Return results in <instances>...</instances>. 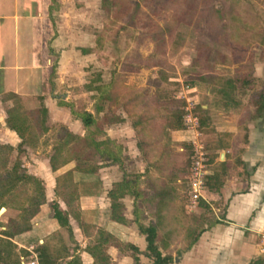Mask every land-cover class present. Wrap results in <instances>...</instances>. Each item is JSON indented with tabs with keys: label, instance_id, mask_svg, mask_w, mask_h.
Wrapping results in <instances>:
<instances>
[{
	"label": "rangeland",
	"instance_id": "rangeland-1",
	"mask_svg": "<svg viewBox=\"0 0 264 264\" xmlns=\"http://www.w3.org/2000/svg\"><path fill=\"white\" fill-rule=\"evenodd\" d=\"M100 1L44 2L50 5V9L46 21L38 24L40 52L50 55L54 68L55 49L46 48L53 37L59 34L65 49L82 45L83 64L75 72L73 82L67 79L72 85L63 84L60 90H71L72 95H77L70 101L77 111L90 109L91 102H94L95 91L90 94L85 89L93 74H99L96 83L108 84V91L120 97L115 112L118 109L122 113L119 108L127 103L131 113L126 117L129 123L114 126L118 139L126 145L130 143V150L136 151L137 148L140 153L150 156L141 161L148 166V171L141 178L140 186L145 196L153 200L150 198L141 203L139 222L154 223L159 245L174 256L202 225H208L207 221L224 217V198L217 193L225 176H235L238 170L233 158L227 161V165L217 167L211 162L220 146L231 149L228 155L233 157V149L237 146L227 135L234 133L241 115L243 118L250 115V105L256 95L264 94V0H115L108 12L101 7ZM230 80L234 82L231 88L227 86ZM223 89L227 92L228 104L237 101V107L226 112L209 108L203 111L200 104H212L214 100L220 103V98L224 99ZM186 105L192 107L191 111L198 120V135L184 130L171 136L169 129H165V119L176 110L181 111L182 121ZM246 109V113L241 112ZM32 114L18 104L14 110L6 112V118L11 115L23 117L29 127ZM139 117L145 119L137 124L136 121L141 120L137 119ZM229 127L232 132H226ZM58 129V126L51 128L41 143L33 149H22L18 155L15 150L2 151L0 165L5 158V167L16 166L17 173L41 170L57 139L55 133L56 130L59 132ZM178 136L180 140H177ZM192 139L203 145L208 157L212 155L210 160L207 157V175H213L214 181H207V186L210 184L212 188L205 191L206 205L192 204L187 196L185 183L191 154L188 143ZM66 155V150L62 149L60 157ZM137 160L125 161L128 165L125 167L131 173L142 165L136 164ZM238 173H244L243 169ZM3 182L0 181V186L6 185ZM36 186L33 181H21L14 191L0 197V202L4 201V206L0 203V209L5 208L0 210V237L6 231L12 234L8 238L14 239L23 232L19 227L34 226L31 217L35 209L30 201L36 196ZM46 203L40 210L42 220H47L53 213L51 205L55 201L52 198L48 205ZM102 217L100 212L96 221L101 223ZM135 226L129 224L118 231L120 237L117 241L120 247L130 241L134 243L140 248V263L148 264L149 260L142 255L144 245ZM55 233L70 240V233L65 228ZM1 240L0 264H19L18 254L27 256L24 249L7 238ZM117 251L110 256V264H132L127 250Z\"/></svg>",
	"mask_w": 264,
	"mask_h": 264
},
{
	"label": "crops",
	"instance_id": "crops-1",
	"mask_svg": "<svg viewBox=\"0 0 264 264\" xmlns=\"http://www.w3.org/2000/svg\"><path fill=\"white\" fill-rule=\"evenodd\" d=\"M46 1L50 0H0V143L9 144L12 150L18 154L16 147L20 142L23 143L21 149L29 150L41 143L42 138L50 132L51 128L58 126V130L61 132L57 133L56 130L55 137L57 139L50 147L51 152L44 167L41 170L25 171L26 174L41 180L43 187L44 201L38 205L37 212L31 217L34 220V226L31 225L30 228L18 234L19 236H15L14 239L8 237L7 239L24 249L27 256L34 254L36 261V248L41 245L53 264H65L73 255L79 256L80 264H90L92 258L83 250L85 245L93 240L98 228L104 229L119 240L118 231L134 223L130 221L132 219L133 200L131 196H125L121 199L124 205L123 215L129 220L127 224H120L108 219L109 199L106 194L111 184L122 178L123 171L118 168L117 164L103 165L105 162L97 157L94 162L97 165L101 164V166L96 172L81 173L72 170L71 176L75 182V194L72 199H64L57 192L56 178L72 169L74 160H67L52 170L49 165V157L53 153V147L59 142H63L64 131L76 137H82L88 131L80 119L71 113V110L78 112L70 103L71 98H76L77 95H72L71 90L60 91L63 84L72 85V83L67 82V79L73 82V76L75 72H78V67L82 66L85 54H82V45H75L68 49L62 47V44L65 43H62L59 34L53 37L46 46L47 50L55 49L54 68H52L50 55L47 52H40L42 45L38 39L39 25L49 15L50 9V5L44 3ZM73 85L76 84L73 83ZM224 90H221L224 94V99L220 98L221 104L214 100L212 104H200L201 109L204 111L209 108V110L218 112L224 110L226 112L234 106L237 107V101L233 105L228 104V100L225 98L227 92ZM88 92L92 94V91ZM119 100L120 97L117 101ZM18 104H21L26 111H32L34 114H32V120H29L31 125L27 127L28 121L26 120V128L20 127V131L17 133L6 124V112L14 110ZM251 105L250 115L246 118L241 117V115L237 119V126H234V133L227 135L231 141L233 139L234 145L237 146L233 149V157L228 155L231 149L220 146L215 151V157L211 162L213 167H217L223 164L227 165V161L230 162L233 158L238 172L242 169L244 171V173L237 172L235 176L226 175L225 181L218 190L217 195L220 194L219 196L224 198V217L216 218L218 221L216 223L204 224V230L200 232L193 244L187 250L182 251L181 255L174 259L171 264L261 263L264 257L261 253V249L264 250V114L263 116L257 115L253 104ZM37 109L45 110L44 122L38 124L39 127L34 123L35 110ZM119 109L125 113H119L116 109L115 113L120 114L123 118L122 122L103 123L101 125L102 132L95 140H102L107 137L120 144L123 156L122 166L126 172H131L125 167H128L125 164L126 159L137 158L136 164L140 165L142 160H147L150 156L140 153L137 148L136 151L130 150V143L126 145L124 141L121 142L118 139V133H116L114 126L128 124L129 121H126V117L131 114L128 111L127 103L121 104ZM106 110L107 105L95 115L92 102L90 109H82V111L90 112L94 117H101ZM247 110L241 112L246 113ZM37 117L40 118L41 115H37ZM223 117L229 118L228 115ZM42 127L45 129L42 130ZM231 128L225 129L226 132H232ZM88 129L92 130L94 126L92 125ZM184 130L182 128L169 131L171 136H176ZM30 135L32 136L31 140L28 139ZM177 140H180L179 136ZM68 145L69 142L63 146L65 150ZM237 165L240 167L238 168ZM22 166L27 165L23 164ZM147 167L142 164L140 169L133 171V173L138 174V186L141 191L143 189L140 186V180L145 177L148 171ZM43 180L47 182L45 181L44 184ZM206 190L205 187L203 198L207 203ZM52 198L59 209L66 213L67 227L60 226L52 214L47 220L41 219V208L45 206L46 202L48 205ZM142 198L148 200L151 197L145 196L142 191ZM151 200L153 199L151 198ZM137 202L141 204L139 200ZM146 202L148 201L144 203ZM100 212L103 215L101 223L96 221L99 220ZM87 217L89 218L87 219ZM62 228L67 229L70 233L69 241L63 235L55 233L56 230ZM136 233L142 239L145 247L144 238L138 233L137 228ZM117 249L113 245L107 247L106 253L109 255L110 262V256H114L118 252ZM138 249L140 251V248ZM166 249V247L159 246L162 253L172 255ZM19 256L20 254H18Z\"/></svg>",
	"mask_w": 264,
	"mask_h": 264
},
{
	"label": "trees",
	"instance_id": "trees-1",
	"mask_svg": "<svg viewBox=\"0 0 264 264\" xmlns=\"http://www.w3.org/2000/svg\"><path fill=\"white\" fill-rule=\"evenodd\" d=\"M115 0H101V7L108 12L109 7L111 4L114 3ZM54 66V63L52 64V67ZM99 74H93V78L90 79L89 83L85 85V89L88 91H95V95L93 96L94 102H93V110L95 115H97L100 111L104 109L105 102L107 105V110L103 112L101 117L98 116H92V114L88 111H73L71 110V113L73 115H76L83 126L87 128V133H85L82 137H76L71 136L67 133V131H64L63 134V142H59L53 147V153L49 157V165L51 169H55L59 164H63L64 162H67V160H74V166L72 169L67 170L63 174L59 175L56 178L57 182V192L60 196H62L64 199H72L75 194V182L72 180V170L79 171L81 173H94L97 171V169L101 166L95 164L96 157L104 161L103 165L105 164H117L118 168L122 170V178L119 181L113 182L111 184L110 189L107 191L106 196L109 199V211H108V219L110 221H114L120 224H127L129 220H127L123 215L124 205L121 201V199L125 196H131L133 200V207L131 210L132 219L130 221L134 222L137 228V231L140 235L143 236L145 247L144 252L142 253L148 260V264H171L174 259H176L180 252L187 250L193 242L197 239V236L200 234L201 231L204 230V225L201 226V228L193 235L192 239L187 242L186 246L182 249L177 251L175 256H172L167 253H162L159 250V238H158V231L157 226L154 223H148V224H142L139 222V214H140V207L141 204L137 201L139 200L141 203H144L145 199L142 198V191L139 189L138 186V174L126 172L122 166L123 163V156L121 154L122 147L120 144L115 143L113 140L109 138H104L102 140H95L96 137H98L101 132L102 128L101 125L103 123L110 124V123H120L122 122L123 118L116 114L114 111V108L118 105L117 100L118 96L117 94H113L108 91V84H102V83H96L99 79ZM236 80V79H235ZM234 82L228 81L227 86L229 88L233 87ZM254 105V111L257 115L263 116L264 114V94L258 93L256 95V98L253 102ZM11 110H9L10 112ZM35 118L34 123L37 127L38 124H43L44 122V116H45V110L44 109H37L35 110ZM37 115H41L40 118L37 117ZM181 111H172L169 115H167L165 122L166 126L169 130H179L183 128L182 121L180 119ZM137 119V124H140L143 120V118L139 117ZM6 124L9 126V128L13 129L15 132L18 133L20 131V127L26 128L25 126V120L22 117L11 115L10 117L6 118ZM94 126V129L90 130L88 129L90 126ZM45 129V127H42V130ZM29 140L32 139V136L28 138ZM69 142L68 147H66L67 155L65 157H60L61 150L64 149L63 146H65ZM23 143L20 142L17 147V153L21 152V145ZM12 150V147L10 145H0V153L2 151H10ZM18 155V154H17ZM207 156V154H206ZM208 157V156H207ZM210 157L212 158V155H210L208 160H210ZM192 156L190 154L189 156V164L191 162ZM3 163L0 165V181H4L3 183L6 185L0 186V197L3 194L10 193L11 191H14V187L17 183L21 181H30L33 183L35 182L37 186L34 189L35 197L32 198L30 201V204L34 207L35 212L38 210V205L44 201V194H43V187L41 185L40 180L33 176L26 173H17L16 166L11 167L10 169H7L5 167L6 159L2 161ZM2 174H5L4 176ZM4 179V180H2ZM213 179L214 176L212 175H206L205 176V187H210V184L207 186V181ZM40 184V185H38ZM159 194V193H158ZM1 206H4V201H1ZM198 203L200 205H206L205 201L203 199H199ZM53 213L52 217L57 221V223L60 226H68L67 223V215L66 213L62 212L58 206L53 203L52 205ZM208 225L212 223L218 222L217 219H212L211 221H207ZM29 227H19L20 231H25ZM19 231V232H20ZM12 234L8 233L6 231H3L1 233L2 237H10ZM0 242L3 241L1 240ZM118 239L110 234L109 232L105 231L102 228H98L96 230V233L93 237V240L87 243L84 247V251H86L90 257L92 258V261L90 264H110L109 255L106 253V249L109 245H113L117 247L121 251H126L129 253V256L132 259V264H141L139 262L138 255L141 253L137 246H135L132 243H125L121 245L117 241ZM6 242V241H4ZM164 247V246H163ZM36 256L38 264H53L49 256L47 255L45 249L43 246H38L36 248ZM65 264H80L79 256L73 255Z\"/></svg>",
	"mask_w": 264,
	"mask_h": 264
},
{
	"label": "built area",
	"instance_id": "built-area-1",
	"mask_svg": "<svg viewBox=\"0 0 264 264\" xmlns=\"http://www.w3.org/2000/svg\"><path fill=\"white\" fill-rule=\"evenodd\" d=\"M188 99H186V102H188ZM191 110L192 107L188 105L183 107L182 124L185 130L191 131L194 133V136H196L198 135L196 130L198 120ZM188 144L191 147L192 159L186 176V186L188 188L187 196L190 203L196 204L199 199L204 200L203 192L205 189V176L208 174V161L202 144L197 143L194 139L190 140ZM261 253L264 256L263 249H261ZM18 262L19 264H37L34 254L30 256L20 255L18 257ZM260 264H264V257Z\"/></svg>",
	"mask_w": 264,
	"mask_h": 264
},
{
	"label": "water",
	"instance_id": "water-1",
	"mask_svg": "<svg viewBox=\"0 0 264 264\" xmlns=\"http://www.w3.org/2000/svg\"><path fill=\"white\" fill-rule=\"evenodd\" d=\"M1 209H3V210H4V208H3V207H1ZM1 209H0V210H1Z\"/></svg>",
	"mask_w": 264,
	"mask_h": 264
}]
</instances>
